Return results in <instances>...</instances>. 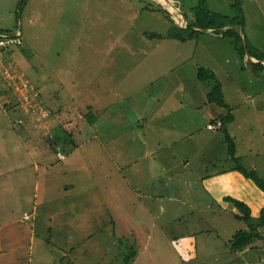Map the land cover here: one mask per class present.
Instances as JSON below:
<instances>
[{"label":"rangeland","instance_id":"374dc122","mask_svg":"<svg viewBox=\"0 0 264 264\" xmlns=\"http://www.w3.org/2000/svg\"><path fill=\"white\" fill-rule=\"evenodd\" d=\"M170 1L177 13L172 5L171 11L160 2L163 8H157L153 0H0V29L18 28L22 38L8 49L3 66L26 83L23 92L32 83L40 94L32 100L40 106L30 114L31 101L24 107L16 96L18 81L14 92L6 86L0 91V222L14 219L11 231L10 225L1 231L0 264L15 263L22 257L19 247L31 246V264H123L122 241L137 250L131 264H205L206 258L231 253L228 238L247 223L223 196H239L245 186L234 180L223 189L207 182V170L229 165L224 134L207 129V123L228 110L207 100L209 87L196 72L200 66L213 69L231 104L235 89L236 96L252 94L248 100L259 110L253 112L250 102L253 125L247 135L236 125L239 117L227 128L234 140V130L239 138L252 137L257 152L241 149L240 163L263 179L264 72L254 77L247 54L241 59L229 37L213 31L201 29L194 40L158 37L179 30L177 23L186 27L195 12L196 0ZM236 1L207 5L232 18ZM239 1L241 42L245 37L249 47L264 52V0ZM104 71L111 81L105 73L98 81ZM127 80L123 93L120 85ZM97 103L110 105V112L89 123L85 114ZM57 124L72 134L76 147L53 145L63 133ZM258 189L249 198L253 220L264 206ZM68 191L75 199H60ZM24 212L36 222L32 243L30 223L20 218ZM258 231L263 238L253 250L262 254L264 224ZM230 257L234 264L254 262L250 251ZM20 264L27 263L21 258Z\"/></svg>","mask_w":264,"mask_h":264},{"label":"trees","instance_id":"16d2710c","mask_svg":"<svg viewBox=\"0 0 264 264\" xmlns=\"http://www.w3.org/2000/svg\"><path fill=\"white\" fill-rule=\"evenodd\" d=\"M163 3V1L166 2V6L169 8L168 5H172L171 1L169 0H159ZM153 3L157 8H163L162 5L159 2H156L153 0ZM241 2L239 0L235 3V16L232 18H226L224 15L220 14L219 12L213 11L210 9L207 5V0H196V4L192 7L195 9L194 15L190 18V22L186 27H183L182 25H176L179 27V30H174L173 32H169L167 35L163 36L162 34H156L158 37H168V38H175L181 41H184L185 39L194 40L198 36V34L201 31V29L207 28L212 29L214 33L221 34V36H227L229 37L233 47L239 54L240 58L243 59L246 54V49L249 52V54L254 57L255 59H248V62L251 66V70L254 72L255 70L260 72L264 71V52L254 48L249 47L245 37H244V43L241 42V36H240V26L243 25L244 22V15L242 13L241 8ZM164 4V3H163ZM147 36H154V35H147ZM7 55V54H6ZM249 66V67H250ZM105 73V71L99 75L98 81H103L102 76ZM106 78L111 81L112 74L107 72L104 74ZM198 80L205 83L209 87V91L207 93V100L209 102H213L219 106H222L228 110L227 115L219 117L223 124L220 130L225 136V139L227 141V158L228 162L230 163L229 169L238 170L240 171L245 177L250 178L253 183L263 192L264 194V179L258 175V172L255 169H245L241 163H240V156L236 154V144L233 136L230 135L227 128V123L231 120H233V113H232V107L227 101L224 99V92L222 88V82L217 76L216 72L208 67L200 66L197 69L196 72ZM2 80V78H0ZM128 85V80L121 83L120 90L123 91V93H126V86ZM9 85L7 86L9 92H14V87L12 88ZM35 89H38L37 86H34ZM6 87H0L1 89ZM112 90H119V88H114ZM111 89L107 90L104 94L106 98L109 97V93L112 92ZM16 92L19 93V91L16 90ZM20 94V93H19ZM115 97H119L118 94H115ZM0 95L2 97V93L0 92ZM17 96V95H16ZM127 96V95H126ZM0 97V98H1ZM13 100L14 96L12 94ZM21 98V97H20ZM120 98V97H119ZM6 102V101H5ZM8 102L12 103V99H9ZM115 102H118L117 100ZM24 106V105H23ZM62 106V105H61ZM176 104V108H177ZM110 105L103 106L100 103H97L95 106H89L87 113L85 114V118L89 121V123H94L97 119V116L102 114L103 112H107L109 114ZM34 108V105L31 107H27V110L31 111ZM179 108V107H178ZM94 110V113L92 112ZM101 111V112H99ZM99 113V114H98ZM26 120V119H25ZM123 122V120H122ZM213 122V121H211ZM25 123V122H24ZM138 124L139 121H138ZM57 127H55V130L57 131L58 127L63 132L61 135L58 134L59 139H55L53 141V145L62 147L63 149H66V146H73L76 147L77 144L75 140L72 137V134L70 132L67 133V131H64V128L61 124H57ZM59 141V142H58ZM57 148H54V151H56ZM217 172V170H211V173L208 175H212L214 172ZM163 185H167L165 181L162 183ZM224 199L234 204V206L237 208V211L235 212V217L238 219H241L247 223L246 229H240L235 231V233L232 235V237L227 240V247L231 252H237L245 249L250 245L248 248L255 247L254 249L258 248L256 246V241L262 239L263 237L258 231V227L262 226L264 224V206L261 208L259 212V219L253 220L252 218V209L248 203L245 201L232 197V196H224ZM122 245L125 247V252L123 255V264H131L132 259L137 254V250L135 248L134 244L129 243H123ZM264 247V244H263ZM259 264H264V256L262 259H259Z\"/></svg>","mask_w":264,"mask_h":264},{"label":"crops","instance_id":"0c3cea01","mask_svg":"<svg viewBox=\"0 0 264 264\" xmlns=\"http://www.w3.org/2000/svg\"><path fill=\"white\" fill-rule=\"evenodd\" d=\"M176 22V21H175ZM177 23V22H176ZM178 24V23H177ZM17 29V28H16ZM15 29V30H16ZM1 30V29H0ZM208 31H213L212 29H208L207 30V32H205L206 34H210V33H208ZM213 34H215V35H217V36H219L220 34H217V33H213ZM8 52V51H7ZM263 52V51H262ZM9 53V52H8ZM248 56V55H247ZM250 58V57H249ZM250 69H251V66H250ZM252 71V70H251ZM263 72L264 71H261V72H258V71H252V73H253V76L254 77H257V78H259L260 77V75L261 74H263ZM222 88H223V83H222ZM223 92H224V90H223ZM225 94H227L226 92H224V96H225ZM250 96H251V98H250ZM17 97H20L19 95H17ZM248 99H253L252 98V94L251 93H249L248 94V92H244L243 93V91H241V93L239 94V95H237L236 96V89H235V95H234V97H233V103L231 104V103H229V102H227V103H229L230 105H231V107H232V112H233V115H234V118H233V120L235 119V116L236 117H239V119H240V121L236 124L237 125V127H238V129L240 130V131H243V132H245V129L247 128V127H249V125H253V120H252V111H251V109H252V106H251V104H250V102H252V101H250V100H248ZM189 103H191V104H194L191 100H189ZM252 103H254V102H252ZM194 107H197V106H194ZM258 107L256 106V103H254V109H253V112H257L258 113ZM213 111V110H212ZM136 119V118H135ZM217 119V118H216ZM211 121H213V119H211ZM236 122V121H235ZM208 124V123H207ZM207 129H209L208 127H207ZM209 130H212V129H209ZM245 135H247V133L245 132ZM234 137H235V141H236V154L238 155V156H240V157H242L244 154L243 153H239V151L242 149V151L243 152H250V153H256L257 152V150H255L254 148H253V146H254V142H252V137H250V138H245L244 136H242L241 138H239L238 137V135H237V131L236 130H234ZM216 138H214L213 137V141H212V151H214L215 149H216V147H217V142H216V140H215ZM224 143L221 145L222 147H224ZM244 147V148H243ZM246 147H248L247 149H246ZM76 149V148H75ZM226 149V147H224L223 148V150H225ZM253 163H254V161L253 160H251ZM231 165H230V163H229V165L228 166H226L225 168H222V169H218L217 170V172H215V171H213L214 173L212 174V175H208L209 173H211V170H207V172H205V176H206V179H207V182L210 184V185H212V186H214V187H216V188H218L219 187V185H221V187L223 188V189H226V186H231L232 187V185L234 186L235 185V183H233V182H231V181H234V180H236V181H238L239 183H240V186H245L244 187V190H243V192H240L241 194L239 195V196H233V197H237V198H240V199H244L246 202H248L249 204H250V206L252 207V210L254 211V209H255V207L253 206V204H252V202L249 200V198H250V194L252 193V195H256V194H258L257 192V186L253 183V181L251 180V179H249V178H247L246 179V177H244L242 174L240 175V173L238 172V171H236V170H233V169H229V167H230ZM255 169V168H254ZM241 176H239L238 174ZM249 179V180H248ZM250 181H252V183H250ZM241 182H243V183H241ZM219 183V184H218ZM162 184V183H161ZM260 192H261V190L260 189H258ZM257 191V192H256ZM62 195H64V196H62ZM59 197H60V199H75V195H74V193H73V191H68V192H66V193H63V194H59ZM224 197V196H223ZM103 199H104V197H103ZM224 199V198H223ZM229 201H226L225 200V203H228ZM205 207H208V209L206 210L209 214H212V211H211V207L208 205V203L206 202V204H205ZM107 211H108V213H110V211H109V209L108 208H105ZM25 213V212H24ZM27 213H29V212H27ZM111 214V213H110ZM30 215H31V213H30ZM29 215V216H30ZM99 217H102L101 215H99ZM179 217V216H178ZM20 218L22 219V221H27V222H29L30 223V228H29V234H28V236H29V239H30V243H32L33 241H34V239H35V232H36V230H35V225H36V222H34V220L33 219H31V216H30V218H28V219H25L24 217H23V214H22V216H20ZM12 220H14V219H6V221L5 222H0V258L3 256V254H2V239H1V231H2V229H3V227L5 226V225H10V227L9 228H11V227H13V225L11 224L13 221ZM103 220V218H101L100 219V221H102ZM13 228H11L10 229V231L12 230ZM30 229H31V231H30ZM31 232V233H30ZM235 232H233L231 235H230V237L228 238V240L232 237V235L234 234ZM15 237H12V239H14ZM15 248H17L18 249V246H16ZM22 250V257H19L18 256V258H17V260H12V261H16L17 263H19L20 264V262H21V258L24 260V262H26L27 264H31L30 262L32 261L31 260V258H32V246L30 247V249H28V250H26V248H22V247H19V250ZM242 252H245V253H247L248 251H250L251 252V257L254 259V262L252 263V264H259V259H262V257L264 256V253H262V254H258V253H256L253 249H251V248H248V247H246L245 249H243V250H241ZM241 251H237V252H231V253H228L226 250L225 251H223L222 253H223V257L221 258V260H218L217 258H206L205 259V264H208L209 262L211 263V264H226V262H227V264H234V262H233V260L231 259V257L230 256H235L236 254H239V252H241ZM63 252V251H62ZM228 254V255H227ZM225 256H228V259H226L225 261H224V257ZM20 258V259H19ZM245 258V257H244ZM246 259V258H245ZM15 262V263H16ZM12 264H15L14 262H11Z\"/></svg>","mask_w":264,"mask_h":264},{"label":"built area","instance_id":"2783aa9c","mask_svg":"<svg viewBox=\"0 0 264 264\" xmlns=\"http://www.w3.org/2000/svg\"><path fill=\"white\" fill-rule=\"evenodd\" d=\"M21 44H22V38H21L20 29L17 28L16 30H14L12 32L0 30V78H2V80L6 79V78L10 79V81L12 82L11 85H13V82L17 83V81H18L19 87H18L17 91H19V93H20L19 96L21 97V100L23 102L24 107H26V103L29 99V101H31V103L29 102L28 107H31L34 105L33 109H35V108L40 106L38 102H34V104L32 103V100L39 99V97H37L38 96L37 89H35V87L31 83H29L27 80L23 79V82H27L31 86L30 90L23 92L24 87H26V83H24V85H23L21 82V79L19 80V77H17L14 80L13 79L14 75L11 73L12 69H10L9 66H3V62H4V60H6L5 55L8 54V52H7L8 49L10 47H15V46H18ZM2 80H0V87L9 86ZM29 95H30V98H29ZM0 97H1V95H0ZM40 108L44 109V106H41ZM32 110L29 111L30 114H32ZM43 113H45V111ZM45 115L49 116L50 114L45 113ZM23 122H24L23 119H15L14 120V123H21L22 124ZM221 126H222V121L220 119H217L215 122L208 123V125H207V127L210 129L220 128ZM57 154H58L59 158H64V156H65L60 151H58ZM28 216L29 215L26 212L23 214L24 218H28Z\"/></svg>","mask_w":264,"mask_h":264},{"label":"clouds","instance_id":"9594fccd","mask_svg":"<svg viewBox=\"0 0 264 264\" xmlns=\"http://www.w3.org/2000/svg\"><path fill=\"white\" fill-rule=\"evenodd\" d=\"M158 2H160L163 6H164V8H166L167 10L169 9L166 5H164L161 1H159V0H157ZM170 10V9H169ZM171 11V10H170ZM173 11V10H172ZM173 16V15H172ZM174 18V17H173ZM179 24V23H178ZM180 25V24H179ZM250 59H252V60H254L255 58L254 57H252L251 55H250ZM263 64H264V62H263ZM32 84V83H31ZM33 85V84H32ZM34 86V85H33ZM37 92H38V97H40V94H39V90L37 89ZM41 101V100H40ZM46 107H48V106H46ZM50 116V115H49ZM217 119H220V118H217ZM217 119H215V120H213V122H215ZM221 120V119H220ZM222 121V120H221ZM209 123H211V122H209ZM222 124H223V122H222ZM208 125V124H207ZM222 127V126H221ZM220 127V128H221ZM220 128H212V129H216V130H218V129H220ZM210 129V128H209ZM58 153V152H57ZM64 154V153H63Z\"/></svg>","mask_w":264,"mask_h":264},{"label":"water","instance_id":"95a60500","mask_svg":"<svg viewBox=\"0 0 264 264\" xmlns=\"http://www.w3.org/2000/svg\"><path fill=\"white\" fill-rule=\"evenodd\" d=\"M203 30H208L207 28H204ZM246 54L248 55V57H250V54H249V52L247 51V49H246Z\"/></svg>","mask_w":264,"mask_h":264},{"label":"bare ground","instance_id":"6f19581e","mask_svg":"<svg viewBox=\"0 0 264 264\" xmlns=\"http://www.w3.org/2000/svg\"><path fill=\"white\" fill-rule=\"evenodd\" d=\"M171 6V5H168ZM173 11L177 13V11L175 10L176 8L172 5Z\"/></svg>","mask_w":264,"mask_h":264}]
</instances>
